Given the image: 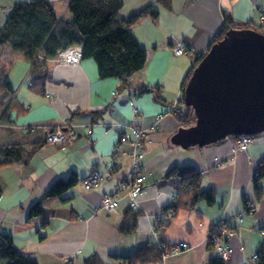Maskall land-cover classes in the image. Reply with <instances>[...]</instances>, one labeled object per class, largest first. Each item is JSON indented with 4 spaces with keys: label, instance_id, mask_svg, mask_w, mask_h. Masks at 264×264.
I'll list each match as a JSON object with an SVG mask.
<instances>
[{
    "label": "crops",
    "instance_id": "obj_1",
    "mask_svg": "<svg viewBox=\"0 0 264 264\" xmlns=\"http://www.w3.org/2000/svg\"><path fill=\"white\" fill-rule=\"evenodd\" d=\"M21 1L31 0H0V28ZM48 1L58 17L69 18L70 0ZM151 5L159 9L158 17L145 16L133 27L147 50V61L132 84L158 86V92L141 93L122 87L118 78H100L93 59L72 65L54 58L32 70L22 53L0 46V79L13 90L5 98L7 106L0 107V144L28 149L38 145L28 162L0 169V232L10 234L19 251L39 264L70 260L84 264L92 254L117 263L112 254L130 253L156 239L187 242L190 247L153 264H209L215 257L210 233L223 220L234 229L228 238L232 257L226 264H255L253 257L264 245V178L256 183L254 176L264 156V135L253 137L246 150L239 149V136L187 149L173 139L180 128L174 111L182 106L183 84L194 55L208 50L226 15L238 24L262 25L264 0H171V8L160 0H123L121 13L127 17ZM180 44L185 54L174 52ZM68 124L78 134L76 139L60 146L44 141V127ZM132 125L146 129V153L138 162L145 176L139 209L130 208L125 192L118 207L106 208L103 195L116 193L117 182L132 170L130 144L120 143L122 135L133 138ZM23 127L33 130L25 132ZM113 160L112 177L86 189L84 179L96 170L103 172ZM185 165L200 170L201 188L214 191L213 205L204 199L193 202L191 194L180 195L173 182L164 180L170 168ZM73 173L79 182L63 195L64 200L51 201L48 224L29 221L30 207L57 179ZM178 202L176 215L157 227L155 238L152 227L158 216ZM132 218L135 230L122 233L120 225Z\"/></svg>",
    "mask_w": 264,
    "mask_h": 264
},
{
    "label": "trees",
    "instance_id": "obj_2",
    "mask_svg": "<svg viewBox=\"0 0 264 264\" xmlns=\"http://www.w3.org/2000/svg\"><path fill=\"white\" fill-rule=\"evenodd\" d=\"M160 4L165 8H171V0H160ZM122 7L123 0H70L69 18H66L58 17L54 6L48 0L21 1L14 4L5 25L0 28V46L9 45L13 51L22 53L25 59L32 63V70L44 66L47 60L56 58L61 51L80 48L81 59H93L96 62L100 78H118L122 87H135L141 93L151 90L158 92V86L144 83L134 86L132 79L136 73L144 69L147 61V50L139 43L133 27L145 16L158 17L159 9L151 5L126 17L121 13ZM244 27L259 30L262 26L255 25L251 21L243 25L238 24L226 15L208 50L222 40L228 30ZM206 52L194 55L192 69L184 81L180 100L182 106L174 111L180 128L190 127L195 123L193 108L185 104L184 89L193 69ZM0 91L3 94L0 107L5 108L8 104L5 98L13 93L8 81L0 79ZM31 130L33 129L28 128L25 132ZM258 135H264V132L250 135L251 140ZM43 139L45 141L44 135ZM36 147L28 149L20 144H0V169L14 162H28ZM254 176L256 183L264 178V156L255 169ZM201 178L200 170L193 165L174 166L164 176V180L174 183L180 195L191 194L193 202L204 199L208 204L213 205L214 191L202 189ZM78 182L79 177L76 173L67 178L57 179L30 207L28 220L41 219L43 226H46L52 214L49 209L51 201L57 198L64 200L63 195ZM1 195L0 187V197ZM178 205L179 202L166 207L164 214L172 213V219L177 213ZM136 215L138 212L133 217ZM171 219L162 220L159 226L167 225ZM218 224L212 227V233L217 229ZM135 226L136 219L132 218L122 223L119 229L127 234L132 233ZM172 245L158 240L157 244L151 242L127 254H112L111 258L117 263H107L99 255L92 254L84 259V264H153L163 259L165 251L170 250ZM210 245L213 247L212 235H210ZM257 254L259 258L255 264H264V245ZM227 261L215 256L209 264H226ZM0 264L39 263L19 251L10 234L0 232ZM64 264L74 263L70 260Z\"/></svg>",
    "mask_w": 264,
    "mask_h": 264
},
{
    "label": "water",
    "instance_id": "obj_3",
    "mask_svg": "<svg viewBox=\"0 0 264 264\" xmlns=\"http://www.w3.org/2000/svg\"><path fill=\"white\" fill-rule=\"evenodd\" d=\"M195 123L179 128L175 142L187 149L229 136L264 132V33L232 28L204 55L184 89Z\"/></svg>",
    "mask_w": 264,
    "mask_h": 264
},
{
    "label": "built area",
    "instance_id": "obj_4",
    "mask_svg": "<svg viewBox=\"0 0 264 264\" xmlns=\"http://www.w3.org/2000/svg\"><path fill=\"white\" fill-rule=\"evenodd\" d=\"M260 21L264 24V13L260 12ZM174 51L177 54L186 53V48L183 44L174 47ZM81 50L80 48H70L64 51H61L55 59H58L61 62L67 64H76L79 60H81ZM134 113L138 114V110L135 108ZM133 138H129L126 135H122L120 138V143H128L130 144V155L133 160L132 170L129 176L126 178L119 180L116 185V193H105L102 198V204L106 208H116L119 206L120 202V194L126 193L130 208L134 210L139 209L138 198L144 191V179L140 167L139 160H141L146 153V149L144 146L145 138H146V129L140 126L132 125L131 127ZM23 130H28V127H23ZM43 135L46 143L60 146L67 144L68 142L73 141L78 137L74 127L71 125H65L64 127H44ZM251 137L249 135H243L239 137V149L246 150L251 143ZM116 170V162L113 160L108 165L105 166V170L98 171L96 170L92 175L85 178L83 183L86 189H91L93 187L98 186L103 179L107 177H112L114 171ZM172 217V213L170 214H162L159 215L157 221L154 223L152 227V235L156 238L157 227L160 225L162 220H170ZM264 234V230L262 231ZM234 234V229L230 226L227 220L221 221L217 229L214 233H210L213 237V250L214 255L218 258H222L224 260H229L232 257V248L228 243V238ZM154 243H158V240ZM189 244L187 242H179L173 244L170 250L165 251L163 259L170 253H180L181 251L189 248ZM258 254H255L253 260L255 263L258 261Z\"/></svg>",
    "mask_w": 264,
    "mask_h": 264
},
{
    "label": "rangeland",
    "instance_id": "obj_5",
    "mask_svg": "<svg viewBox=\"0 0 264 264\" xmlns=\"http://www.w3.org/2000/svg\"><path fill=\"white\" fill-rule=\"evenodd\" d=\"M262 27L261 28H259V31H261V32H263L264 33V25H261ZM258 29V28H257ZM16 52V51H15ZM175 52V51H174ZM16 53H18V52H16ZM177 54V53H176ZM185 54V53H184ZM180 55V54H179ZM19 86V84H17V85H14L13 87H18Z\"/></svg>",
    "mask_w": 264,
    "mask_h": 264
}]
</instances>
